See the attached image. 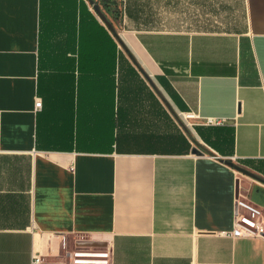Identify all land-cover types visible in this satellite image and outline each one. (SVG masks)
<instances>
[{"label":"crops","instance_id":"1","mask_svg":"<svg viewBox=\"0 0 264 264\" xmlns=\"http://www.w3.org/2000/svg\"><path fill=\"white\" fill-rule=\"evenodd\" d=\"M112 24L0 0V264L83 238L113 264H264V232L232 234L237 198L264 220V0H122Z\"/></svg>","mask_w":264,"mask_h":264},{"label":"built area","instance_id":"2","mask_svg":"<svg viewBox=\"0 0 264 264\" xmlns=\"http://www.w3.org/2000/svg\"><path fill=\"white\" fill-rule=\"evenodd\" d=\"M36 108L42 107L41 98H37ZM193 112H185L183 119L187 125L192 126L194 123L190 119L195 118ZM226 121L224 117L206 116L203 123L206 125H220ZM264 232V220L261 211L250 202L237 198L235 223L232 234L236 236H255L262 235ZM30 264H56L41 254H33ZM59 264H113V253L111 247L106 246H88L82 242L75 244V247L68 252L65 259Z\"/></svg>","mask_w":264,"mask_h":264},{"label":"rangeland","instance_id":"3","mask_svg":"<svg viewBox=\"0 0 264 264\" xmlns=\"http://www.w3.org/2000/svg\"><path fill=\"white\" fill-rule=\"evenodd\" d=\"M90 2V0H88ZM96 6H98L100 8V10L102 11V13L106 16V18L111 22V23H116L118 24V20H119V16L121 14V4H122V0H94ZM92 7L95 9V7L92 5ZM96 10V9H95ZM97 11V10H96ZM98 15L102 18V16L100 15V13L97 11ZM114 15H117L114 16ZM103 19V18H102ZM104 20V19H103ZM112 20V21H111ZM105 21V20H104ZM106 22V21H105ZM107 24V23H106ZM120 36V35H118ZM89 239H81L79 240L80 242H86ZM79 242V243H80ZM74 240L72 239L70 241V245L72 246V248L75 247L74 245ZM76 244V243H75Z\"/></svg>","mask_w":264,"mask_h":264},{"label":"water","instance_id":"4","mask_svg":"<svg viewBox=\"0 0 264 264\" xmlns=\"http://www.w3.org/2000/svg\"><path fill=\"white\" fill-rule=\"evenodd\" d=\"M90 3L95 7V9L100 13V15L102 16V18L106 21L107 25L112 29V31L116 34L118 40L120 42H122L120 36H118V33L116 32L113 24L106 18V16L102 13V11L100 10V8L98 6H96L94 0H90ZM182 125H184L183 122H181ZM186 128V126H185ZM186 130L188 131V129L186 128ZM195 145L192 147L191 152L195 155H202L204 153H210V151L205 148L202 144L198 143L197 141H194ZM224 161L228 162L227 159H223ZM239 168V167H237ZM84 245H88V246H101L102 244L100 242L97 241H90L87 240L85 243L83 242Z\"/></svg>","mask_w":264,"mask_h":264},{"label":"trees","instance_id":"5","mask_svg":"<svg viewBox=\"0 0 264 264\" xmlns=\"http://www.w3.org/2000/svg\"><path fill=\"white\" fill-rule=\"evenodd\" d=\"M114 16H116V17H117V15H114ZM42 104H43V102H42Z\"/></svg>","mask_w":264,"mask_h":264}]
</instances>
